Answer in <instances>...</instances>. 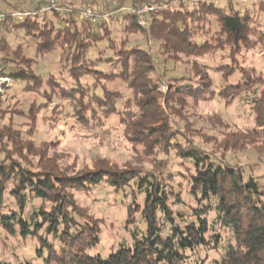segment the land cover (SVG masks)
<instances>
[{
  "label": "trees",
  "instance_id": "trees-1",
  "mask_svg": "<svg viewBox=\"0 0 264 264\" xmlns=\"http://www.w3.org/2000/svg\"><path fill=\"white\" fill-rule=\"evenodd\" d=\"M5 1L0 0V3ZM29 1V7L13 5L11 9H0L7 16L1 31V50L11 52L13 56L22 55L21 48H12L7 38V35L19 32L34 37L38 34L35 54L21 57L19 62L23 60L29 64V60L47 56L58 45L62 50L69 45V73L78 87L72 85L71 90L63 92L65 96L77 107H85V111L95 115L94 107H100L107 119L115 114L122 115L126 138L133 146L142 147L143 158H151L159 151H174L179 158L189 160L195 171L190 177L191 194L199 207L193 210L194 220L182 225L177 222L180 216H175L169 205V193L164 183L157 180L155 172L128 165L120 168L106 161L92 170L70 171L62 165L57 151L50 153L47 144L24 143L20 133L5 129L4 133L0 132V141L6 137L18 147L21 158L15 159L8 150L0 148V227L13 235L19 233L25 239H36L40 244L38 259L42 264H188L187 253L208 245L207 235L211 226L219 224L232 231L236 246H230L218 264H264V194L258 182L253 177L244 181L242 173L232 166L216 165L200 146L187 140L176 122V119H183V114L176 107L183 108L186 99L199 102L220 88L219 97L226 104L246 100L255 114L253 130L232 134L234 142L228 143L230 149L252 146L256 153L264 155V71L257 74L255 70L240 67V70L228 74L220 86L205 73L201 83L190 84L188 88L174 86L173 90L170 84L171 88L164 96L158 83L162 65L165 69L172 60L209 54L212 50L210 39L217 42L220 36L225 45L233 49L248 44L253 25L251 15L242 12L232 0H104L109 15L96 21L83 16L88 7L97 10L96 7H76L73 1L59 2L60 10L47 11L23 21L12 17L11 13L15 11H39L50 0ZM145 5L153 7L145 15L146 26L140 25L137 13L121 10H138ZM109 19L113 23L121 21L122 27L129 24L126 30L142 32L146 40L145 47L137 45L119 51V59L115 60L118 67H111L109 74L101 72L110 80L122 79L123 89L133 93L134 108L126 102L127 108L121 113L118 104L124 98L123 89L103 85L102 94H98L100 84H94L95 78L89 72L98 71L97 68L104 65L101 59L92 62L95 68L85 67L87 55L95 47L93 43L102 39V33L110 37ZM212 20L217 30L214 32L216 35L209 39ZM151 41L155 43L156 50L151 49ZM15 59L11 61L18 62ZM111 59L108 58L109 62ZM2 62L0 60L1 75L14 84L23 85L24 89L34 80L41 81L36 71L29 74L24 67L6 66L5 61ZM198 67L194 64L195 69ZM232 77L238 80L232 82ZM76 118L81 125H88L85 114L77 112ZM24 151L39 157L36 168L23 165ZM103 182L116 191L134 183L145 195L141 210L147 225L146 236L136 240L132 249L121 247L106 258L89 255V251L100 242L99 222L87 220L89 215L76 203L72 194L73 189H88ZM6 193L18 207V210L7 214L3 212ZM38 201L40 206H35ZM131 214L130 207L129 216ZM211 214L216 217L210 223ZM218 241L215 237L214 243ZM0 264L7 263L0 260Z\"/></svg>",
  "mask_w": 264,
  "mask_h": 264
},
{
  "label": "rangeland",
  "instance_id": "rangeland-1",
  "mask_svg": "<svg viewBox=\"0 0 264 264\" xmlns=\"http://www.w3.org/2000/svg\"><path fill=\"white\" fill-rule=\"evenodd\" d=\"M72 1L76 7L94 6L98 14H107L104 0H58L60 3ZM232 2L242 12H247L252 17L249 43L244 45L243 49H233L226 46L225 40L220 36L217 42L211 40L217 30V25L212 20L211 33L207 37L210 39L211 52L198 58L182 57L172 60L167 63L165 69L162 65L158 81L161 95L167 94L171 88L170 84L173 90L176 86L188 88L190 84H199L205 79V73L220 86L228 74L240 70V67L255 70L257 74L264 71V0H232ZM29 3V0H6L0 3V9H11L13 5L19 8L29 7ZM54 22L59 24L55 19ZM108 22L111 23L109 27L112 30L110 37L102 33L103 40L93 41L95 47L89 51L85 66L89 69L95 68L92 62L100 59L104 63L97 68L98 71H89L95 78L94 84H100L98 94H102L103 85L115 87L114 89L120 86L123 89L122 79L113 81L101 72L109 74L111 67H118L115 60L119 59V51L137 45L145 47L146 41L142 32L134 29L126 30L129 24L122 27L121 21L113 23L109 19ZM37 36L38 34H35V37L26 36L24 32L7 35L12 48L16 49L18 46L21 48L20 56H13L11 52L4 51L7 54L5 55L1 50V38V62L5 61L6 66L11 64L16 68L24 67L29 74L36 71L41 81L34 80L24 89L23 85L14 84L0 72V132L4 133L5 129H12L21 134L24 143L34 142L37 146L47 144L50 153L57 151L59 158L62 159V165L70 171L92 170L102 161H106L120 168L128 165L149 173L155 172L157 180L164 183L169 193V205L175 216H180L177 217V222L183 225L184 222L194 220L193 210L199 205L191 194L190 177L195 172L193 164L189 160L179 158L174 151L169 153L159 151L151 158H143L142 147L133 146L126 138L125 128L121 123L122 115L115 114L116 116L107 119L104 118L100 107H94L95 115L85 111V107H77L73 101H70L63 92L71 90L72 85L78 86L69 73L71 68L69 45L64 46V50L58 45L47 56H38L35 60H29L31 61L29 64L23 60L19 62L21 57L26 58L28 54H35ZM151 43V49L156 50L155 43L153 41ZM12 58H16L18 62L13 63ZM108 58H112V62H109ZM194 64L199 66L198 69L194 68ZM179 77L180 80L177 79ZM236 80L238 78H231L232 82ZM218 90L220 88L211 91L199 102L188 98L183 108L176 107L177 111L183 114L182 120L176 119L180 126L179 130L189 142L200 146L206 155L211 156L216 165L232 166L242 173L244 181L253 177L264 194V155L256 153L252 146L232 150L231 145H228L234 142L232 134H245L253 130L255 114L246 100H235L232 104H226L219 97ZM123 92L124 98L118 104L120 113L125 111L128 102L134 108L132 91L123 89ZM77 112L85 114L88 125L79 123L76 118ZM181 142L184 143V140L182 139ZM0 148L8 150L15 159L20 160L18 147L13 146L6 137L0 141ZM22 155L24 158L21 162L24 166L36 168L38 156L29 155L27 151L22 152ZM72 194L76 203L89 215L87 220L94 219L99 222L100 242L96 248L89 251V255L106 258L121 247L132 249L136 240H142L146 236L147 225L141 210L145 195L140 193L134 183L131 187L116 191L108 183L103 182L96 186L91 185L88 189H73ZM262 200L264 203V197ZM5 202L6 208L3 210L5 214L18 210L15 200L8 193L5 195ZM40 204L38 201L35 206ZM130 207L131 216H129ZM215 217V214H211L209 222L211 223ZM215 237L219 240L217 243H214ZM207 238L208 245L187 253L188 264H218L225 257L227 249L236 246L232 231L219 224L211 226ZM39 248L40 244L36 239H25L19 233L13 235L0 227L1 261L7 264H42L38 259Z\"/></svg>",
  "mask_w": 264,
  "mask_h": 264
},
{
  "label": "built area",
  "instance_id": "built-area-1",
  "mask_svg": "<svg viewBox=\"0 0 264 264\" xmlns=\"http://www.w3.org/2000/svg\"><path fill=\"white\" fill-rule=\"evenodd\" d=\"M116 5V2L113 3ZM61 6L58 0H50L48 3L42 6V8L39 11H23V12H12L11 15L14 18H17L20 21H23L27 17H37L39 14L47 12V11H53V10H60ZM121 10H129L132 13H137L140 16V25L146 26L147 20L145 19V15L153 10V7L150 5H145L142 8H139L138 10H134L132 8H122ZM109 14L100 15L98 12L91 7H88L86 11L84 12L83 16L85 18H92L94 21L100 20L103 17H108ZM6 14L0 11V45H1V31L3 27V23L6 19ZM1 80V79H0ZM2 82H6L2 80Z\"/></svg>",
  "mask_w": 264,
  "mask_h": 264
}]
</instances>
